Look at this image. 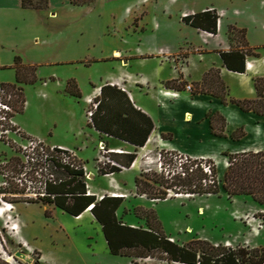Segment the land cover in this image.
<instances>
[{
  "label": "crops",
  "instance_id": "obj_1",
  "mask_svg": "<svg viewBox=\"0 0 264 264\" xmlns=\"http://www.w3.org/2000/svg\"><path fill=\"white\" fill-rule=\"evenodd\" d=\"M21 2L22 0H0V84H18L16 83L14 68L15 56H19L24 65H37L38 81L33 84H22L25 104L21 113L27 111L31 106V102L27 99L26 87L28 85L43 84L48 86L52 84L54 89L50 88L44 92L35 90L37 97L44 99V101H53L54 94L62 97H65L66 94L70 95L65 91V86L67 80L74 78V76H66L63 81L58 82L55 78L56 65L91 67L93 64L98 63L102 65L103 72H99L97 76L93 77V82H90L91 87L87 90L82 89L78 83L82 95L81 97L73 96L76 98L75 103L77 105L81 104L84 112L83 107L88 104L86 98L94 100L98 97L103 85L116 86L125 92L133 107L140 113L149 116L153 123V129L144 146L137 149L148 146L154 135L160 134L166 138L170 148L181 154L193 158H208L213 160L216 165L221 161L222 167L217 166V168H222V170L217 169V171L218 175L222 177L228 165V159L223 155V152H264V114L253 110H242L236 104L223 103L219 97L212 94L193 92L192 89L187 90L185 88L186 84L194 87L196 83H202L205 74L211 69H216L228 98L237 100L257 99L254 79L256 77L264 79V9L260 11V14H251L248 10L233 8L232 5L221 6L210 3L193 12L207 8H217L219 11L216 10L220 14V25L216 34L194 28L184 23L182 18L180 21L175 18H162V21L156 25H153L150 21V27L148 26L145 30L140 29L138 32L133 31L131 34L126 31V36L115 31V27H113L110 32V45L99 42L100 46H97V40L96 42L92 41V45L87 48V54L77 55L74 52V54L60 61L44 62L43 58L38 59L40 50L36 49L30 53V12L35 11L42 13L47 19H55L56 15L64 10L73 12L93 9L94 11V8L99 5V0L84 5H74L70 0H48V7L45 10L24 8ZM229 25H235L246 30V47L256 53L255 56L252 55L246 58L250 61L251 67L246 68L245 60V70L243 72L228 69L219 54L221 51L232 49L226 35ZM6 30H10V36L1 35ZM17 32L18 38L15 39L13 35ZM21 33L23 36L27 35V37L22 39ZM33 42L35 45L38 44L37 36L34 37ZM47 42L45 39L41 40L42 44ZM51 42L64 46L68 43L77 44L78 40L74 42L71 41V38L63 40L54 38L50 40ZM90 50L93 51L89 53ZM43 66H52L48 78L50 82L38 76V69ZM174 79H177V83H181L180 89L165 84L167 81ZM88 80L91 81V78H88ZM119 83L123 84L125 89ZM211 89H216L215 85ZM78 100H81L84 105L82 102L79 103ZM215 112L225 119L224 135L222 136L211 132L207 114ZM65 115L68 121L66 132L71 134L75 141L72 144L62 141L50 142L43 138L39 132L29 129V126L23 124L19 117L17 119V115L15 119L26 134L49 145H63L72 149L78 159L83 157V160H86L89 156L95 154L98 151L96 146H99V144H104L109 149H122L123 153L127 154L137 152L134 144L100 132L87 121L85 116L84 119H78L74 110H66ZM135 118H137L138 125L144 124V117L135 113ZM55 127L56 122L54 121L49 129L50 136H52V130ZM237 130H242L243 134L235 139L232 134ZM84 164L87 165L89 162ZM134 167L135 165H132V167L115 173L112 175V179L101 177L109 188L111 186L119 188L120 186L133 190L135 188V177L139 174ZM95 177L96 174L89 181H93ZM110 180L113 181L110 183L111 186L109 185ZM88 184L93 194L100 195L99 192L92 191L93 186L90 183ZM251 202L252 206L264 209L263 206L253 200ZM120 208L116 212L117 215ZM13 209L10 210L11 215L16 214L15 216L22 224L20 226L18 224L17 228L19 229L17 232L19 234L22 232L23 235L20 236L29 244L31 243L40 251L42 239H45L48 244L55 242V237L50 231L41 228L34 220L26 217V213L32 209L40 210L45 216L46 209H43L38 203H18ZM49 212L50 216L44 218L46 224L51 219L53 212L68 214L56 207L52 209V212ZM23 213L25 216H23ZM68 215L76 222L73 232H76L82 246L81 262L103 264L100 253L109 252V249L100 224L88 209L79 216ZM126 223L138 226L137 221L134 219H130ZM261 245L263 246L264 243H254L251 247ZM242 246L247 245L242 244ZM48 262L50 260L43 261L44 264H48Z\"/></svg>",
  "mask_w": 264,
  "mask_h": 264
},
{
  "label": "rangeland",
  "instance_id": "obj_2",
  "mask_svg": "<svg viewBox=\"0 0 264 264\" xmlns=\"http://www.w3.org/2000/svg\"><path fill=\"white\" fill-rule=\"evenodd\" d=\"M210 3L221 6L232 5L233 8L248 10L251 14H260V11L264 9V0H99V5L94 8V11L93 9L73 12L64 10L59 15H56L55 19H47L42 13L33 11L30 12V53L36 49L40 50L38 59L43 58L44 62H57L74 54V52L77 55L87 54V48L92 45V41L96 42L97 40V46H100L99 42L104 45H110V32L113 27H115V31L126 36L128 32L131 34L133 31L145 30L149 26L150 21H152L153 25L160 23L162 18H175L180 21L186 14ZM1 35L10 36V30L3 31ZM226 35L228 36L227 32ZM20 36L23 37L22 39L27 37V35L23 36L22 33ZM36 36L38 37L37 45L33 42ZM13 37L17 39L18 32L14 33ZM54 38H60L61 40L71 38V41L76 42L78 40V43H68L64 46L53 44L52 42L51 44L50 40ZM42 39L48 42L42 44ZM229 41L231 47L239 44V40L234 36ZM92 51L90 50L89 53ZM116 55L118 54L116 53ZM51 67L43 66L38 69V76L50 82L48 78ZM55 69V78L58 82L63 81L66 76H74L73 79L77 78L75 79L77 84L79 83L84 90L91 87L90 82H93V77L97 76L99 72H103L102 65L98 63L93 64L91 67L56 65ZM88 78H91V81ZM50 88H53L52 84L48 86L43 84L28 85L26 92L31 106L27 111L18 113L17 119L19 117L23 124L29 126V129L39 132L43 138L50 142L62 141L72 144L75 141L71 134L66 132L68 121L65 111L72 109L78 119H84V116L87 119L86 110L89 104L84 105L81 100H78L79 103L82 102L84 105L83 112L81 104L77 105L75 103L76 98L68 94L65 97L54 94L53 101H44V99L37 97L35 90L44 92ZM54 121L56 122V127L52 130V136H50L49 129ZM161 138L163 142L167 143L164 136H161ZM87 146L91 147L89 144ZM92 148L96 149L95 147ZM172 153L177 155V157L178 155L184 156V154L177 151ZM97 154L98 151L86 160H83V157L81 159L76 157L75 159L79 164L89 162L87 164L88 169L94 171L98 158ZM162 154H164L165 160H162ZM135 155L134 169H137L139 173L145 170L149 173L152 171L158 172L161 170L159 162L162 165L163 161L167 170L174 168L171 163L172 156L169 150H166L163 145H158L156 135H154L148 146L137 149ZM17 156L19 155L13 148L7 147L0 142V172L2 167L9 171L8 166H4L8 163L16 162ZM159 156L160 161L157 159ZM199 159L203 163L208 164V158L200 157ZM172 161L176 160L173 159ZM216 166L222 167L221 161ZM217 169L219 171L222 170V168ZM217 177L220 184H222V176L217 174ZM86 181L93 186L92 191H97L100 195H105L112 191L98 173L93 181H89V179H86ZM113 185L117 186L116 184ZM14 188L20 189L21 186L0 173V197H4L0 200V206H2V202L11 201L13 206L18 203H38L43 209H48L51 212L55 208L53 205H42L40 202L18 201L17 197L28 199L29 196L23 194L14 196L12 192ZM26 192L35 193L36 190L31 188L26 189ZM116 192L123 194L124 197L123 205L118 211V215L123 222L126 223L128 220L134 219L138 225L145 226V216L148 214L149 209H153L155 212L154 219L166 231L165 234L176 243L183 244L192 238L207 239L213 244H222L228 247L242 246V244L251 247L254 243H264V209L252 206V199L249 196L228 197L223 189L218 195L204 196L169 191L166 199L159 200L138 195L135 193V188L131 190L119 186ZM8 207L9 205H6V208ZM11 210L14 209L12 208ZM27 213L26 217L34 220L41 228L50 231L55 237L53 244H48L45 239H42L40 251L30 243L35 249L32 255L35 262H30V264H44L43 261L45 260H50L48 264H92L90 262H81L82 246L79 243L76 232H73L76 222L71 216L62 212H53L51 219L46 224V221H44L45 216L40 210L32 209ZM11 214L9 208L8 210H3L0 214V259L6 264H29L14 256L16 251L24 253H27V251L15 240L14 232L8 228L11 222L16 223L17 226L18 224L19 226L22 225L18 217L15 216L16 214H13V218ZM245 214L253 218L251 223L245 218ZM23 216H25L24 213ZM258 223H261V225H257ZM2 250L11 255L15 261H7L2 256ZM100 254L103 264H178L168 262L163 258V254L158 251L152 252L151 256L147 258H131L113 255L110 252H105L104 254L101 252Z\"/></svg>",
  "mask_w": 264,
  "mask_h": 264
},
{
  "label": "trees",
  "instance_id": "obj_3",
  "mask_svg": "<svg viewBox=\"0 0 264 264\" xmlns=\"http://www.w3.org/2000/svg\"><path fill=\"white\" fill-rule=\"evenodd\" d=\"M94 0H70L74 5H84ZM24 8L45 10L48 0H22ZM219 14L214 8L186 14L182 21L194 28L216 34L218 29ZM244 28L229 25L228 38L237 37L239 44L229 51L219 52L224 65L233 71L243 72L245 60L248 56H255V52L246 47ZM233 35V36H232ZM16 83L3 84L12 93V105L22 112L25 104L22 84H33L38 81L36 74L37 65H24L19 56L14 58ZM167 86L180 89L177 79L167 81ZM215 85L216 89H211ZM254 85L258 98L255 100H237L228 98L225 87L219 78L218 71H208L202 83H196L192 87L193 92L208 93L217 96L223 103H233L242 110H253L264 114V79L256 77ZM65 91L72 96L81 97L80 88L75 79L70 78L66 82ZM97 101H96V100ZM94 99L97 106L94 108L90 123L100 132L113 135L128 143L134 144L136 149L144 146L152 129L153 123L149 116L136 110L128 100L125 92L116 86L103 85L100 95ZM124 106V107H123ZM136 115L144 117V124L138 125ZM211 132L215 135H224L225 119L219 113H208ZM243 134L237 130L232 137L237 139ZM228 159V165L223 173L222 184L217 177L216 163L208 159L209 173L202 167V160L186 156L180 159L171 153L173 169L167 170L165 162H162L160 171L140 172L135 177L136 194L144 195L149 199H166L169 191L189 195H218L223 189L228 197L239 195L249 196L254 202L264 207V152L244 151L239 153L223 152ZM110 156L125 167H131L136 155L127 153H111ZM162 160H165L162 154ZM176 157V158H175ZM176 161H172V160ZM19 160L8 163L12 171H19ZM57 183H47V196L40 200L21 199L18 201L40 202L42 205H53L56 208L72 215L79 216L90 208L95 220L100 224L101 231L106 241L109 252L113 255L131 258H147L151 253L158 251L168 262L178 264H264V245L257 247L237 246L228 247L222 244H213L207 239L192 238L186 243L179 244L169 240L160 225L154 219V210L149 209L145 216V226H132L121 220L117 210L123 204V196L103 195L98 199L95 194H87L85 172L82 167L74 168L67 164L56 162ZM108 172L114 174L121 170L108 165ZM106 171V172H107ZM100 170L98 175L106 173ZM27 179L37 183L43 179L35 172H28ZM13 193L18 189L14 188ZM4 198V197H3ZM17 200V199H16ZM45 216L50 212L45 210ZM151 218H153L151 220ZM0 264H6L0 259Z\"/></svg>",
  "mask_w": 264,
  "mask_h": 264
},
{
  "label": "built area",
  "instance_id": "obj_4",
  "mask_svg": "<svg viewBox=\"0 0 264 264\" xmlns=\"http://www.w3.org/2000/svg\"><path fill=\"white\" fill-rule=\"evenodd\" d=\"M220 25V19H218V27ZM251 67L250 61L246 60V68ZM120 86L125 89V86L119 83ZM185 88L187 90H191L192 87L190 84H186ZM13 93L5 86L0 85V142L7 147L13 148L15 152L19 156L17 159L19 160L18 168L19 171H12L9 169H1L2 175L6 178L12 179L15 184L20 185L21 188L18 189L17 193H13L14 196L26 195L29 196L28 199L40 200L41 198L47 196L46 186L47 183H57L60 179H57L56 171L57 167L55 166L56 162H60L62 164L70 165L71 167L78 168L82 167L85 172L86 179H92L95 174H97L100 170L107 171V166H115L119 168L121 171L127 169L124 165H122L117 160L113 159L110 154L111 153H123L122 149H109L106 148L104 144H99L98 146V154L97 160L94 166V171L88 169L86 164H79L76 162V155L72 149H69L63 145H49L44 141L32 137L26 134L20 125L17 123L15 117L19 113L16 108L12 105ZM86 102L89 104L88 109L86 110V117L88 121H91V116L94 108L97 106V102L92 99L86 98ZM156 140L158 145H163L166 150H169L171 154L174 149L170 148L167 143L163 142L161 135H156ZM180 159H186V155L181 156L178 155ZM193 158V157H192ZM160 161V156L157 158ZM135 163L132 162L131 165ZM3 164V163H2ZM4 166V165H3ZM5 165L4 167H6ZM159 166L161 167V162H159ZM203 170L209 173L208 164L202 163ZM35 172L37 176H41L43 173V179L39 180L37 183L34 181H29L27 179L28 172ZM147 171V170H145ZM114 175L113 172H106L103 174L104 177H112ZM112 179V178H111ZM111 182V180H110ZM109 182V183H110ZM90 185L86 181L87 194H93L90 191ZM36 190L35 193L26 192V189ZM112 191H109L107 195L111 196H123V194H119L116 192L118 188L111 187ZM104 194L98 195L97 198L101 199ZM3 199V196L0 197V200ZM27 199V198H26ZM26 202V201H25ZM6 205L13 206L11 201L2 202ZM14 208V206H13ZM11 210L12 208L9 207ZM14 216H12L13 218ZM245 218L248 219V222L251 223L252 217H249L248 214H245ZM16 223H10L9 229L14 232L15 240L22 245L23 248L27 251L25 253L27 257L31 259L30 262L34 263L33 253L34 247L31 246L26 240H24L20 234H15L18 228H16ZM257 225H261L258 223ZM173 241L171 237L168 238ZM13 258V257H12ZM13 261H15L13 259ZM17 262V261H16ZM19 263V262H18ZM30 264V263H29Z\"/></svg>",
  "mask_w": 264,
  "mask_h": 264
},
{
  "label": "bare ground",
  "instance_id": "obj_5",
  "mask_svg": "<svg viewBox=\"0 0 264 264\" xmlns=\"http://www.w3.org/2000/svg\"><path fill=\"white\" fill-rule=\"evenodd\" d=\"M135 165V163H133V166ZM132 167V165H131ZM10 208H13V206H9ZM8 207V208H9ZM8 208H6V204L3 203L2 206H0V214L2 213L3 210H8ZM88 210H90V208H88ZM17 228V225H16ZM15 234H19V232H15ZM2 256L7 260V261H13V258L11 255L7 254L5 251L2 250Z\"/></svg>",
  "mask_w": 264,
  "mask_h": 264
},
{
  "label": "water",
  "instance_id": "obj_6",
  "mask_svg": "<svg viewBox=\"0 0 264 264\" xmlns=\"http://www.w3.org/2000/svg\"><path fill=\"white\" fill-rule=\"evenodd\" d=\"M14 256L17 257V258H20V259H22V260H24V261H26L28 263H30V261H31V259L29 257H27V255L24 252H22V251H16L14 253Z\"/></svg>",
  "mask_w": 264,
  "mask_h": 264
}]
</instances>
